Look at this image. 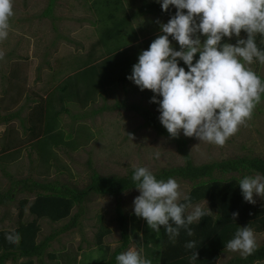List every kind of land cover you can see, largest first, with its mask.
<instances>
[{"label":"rangeland","instance_id":"rangeland-1","mask_svg":"<svg viewBox=\"0 0 264 264\" xmlns=\"http://www.w3.org/2000/svg\"><path fill=\"white\" fill-rule=\"evenodd\" d=\"M144 1L161 4L158 0H121V3L119 0L112 3L97 0L96 8L94 0H54L50 14L45 16L43 12L49 0H13L14 15L9 20L8 36L0 40V193L10 192L12 196V199L0 204V228L10 229L19 221L28 222L35 218L29 212L35 195L15 185L16 180L50 181L84 189L92 170L100 175H126L133 165L157 172L184 164L176 144L146 125L144 118L130 108L131 105H139L153 110L144 94L136 91V86L132 88L131 83L122 80L132 73V69H126L124 63L132 60V55L138 62L139 55L130 46L160 32V25L170 20L165 13H140L130 18L116 33V22L124 14L136 11ZM170 7L173 11L177 10L175 6ZM98 18L104 19V22L98 21ZM106 32L110 34L106 35ZM246 34L242 31L239 38L246 39ZM200 38L202 42L206 39L204 36ZM226 38L234 45L239 39L236 36L230 40ZM172 46L180 50L178 44L172 43ZM125 49L130 56L120 53ZM246 66L264 78V64L254 60ZM185 70H188L187 67ZM69 76L72 77L70 80ZM92 77L98 81L103 78L107 91L102 95L100 90L97 99L90 102L87 109L81 110L86 105L83 92L88 86L92 87L89 81ZM63 87L66 88L63 90ZM116 103L125 106L114 108ZM103 106H106L102 108L104 111L97 114L98 108ZM29 113H32L30 119ZM63 113L69 114L64 116ZM81 113L88 122L78 120ZM10 114L12 116L8 118ZM157 114L159 117L160 112ZM63 117L66 127L60 133H69L64 140L79 143L76 149L60 145L44 151L46 144L43 142L37 147L35 144L32 146L35 139L30 136L31 133H45L42 132L44 125L58 126L55 131L61 130ZM180 136L186 140L194 164L240 155L264 158V97H261L247 125L241 126L223 146L186 137L183 132ZM36 148H40L41 152ZM10 149V153H4ZM156 152L160 153L159 159L155 158ZM50 153L54 154L51 158ZM40 156L49 159L46 161ZM174 179L180 185L183 198L192 184L188 180ZM138 195L140 193L136 188L121 194L120 201L126 215L134 212L133 202ZM23 198L28 203L23 207L22 216L18 217ZM254 199L258 202L261 197L255 196ZM196 206L209 211L208 203L202 200L193 204L187 214ZM77 210V206L73 207L70 215ZM69 218L57 222L39 218L36 241L62 227ZM101 224L110 229L101 241L112 252L121 242L115 199L110 195L89 192L76 227L59 234L50 242L47 248L50 250L46 251L54 252L67 243L73 247L93 246L97 243L96 234ZM253 232L256 244H264V232ZM130 246L131 243L123 252ZM84 252V259L90 263L93 258L99 257L97 255L102 250L85 248ZM228 256L232 258L241 254L224 250L217 264H222ZM47 260L45 255L41 257V261ZM253 264H264V260Z\"/></svg>","mask_w":264,"mask_h":264},{"label":"clouds","instance_id":"clouds-1","mask_svg":"<svg viewBox=\"0 0 264 264\" xmlns=\"http://www.w3.org/2000/svg\"><path fill=\"white\" fill-rule=\"evenodd\" d=\"M162 10L177 9L167 23H162L161 35L138 57L128 79L143 90L154 93L151 101L159 104V120L173 139L183 132L201 142L225 145L241 126L251 120L264 95V81L246 65L254 60L264 64V51L255 42L257 34L264 36V0H158ZM185 10H187L185 12ZM14 15L13 0H0V40L6 39L10 17ZM247 38H239L241 32ZM201 36L206 37L202 42ZM236 36V44L222 43ZM169 37L180 46L175 50ZM199 54L198 60H195ZM182 60L187 69L181 67ZM195 60V63H194ZM162 97V99H159ZM130 135V134H129ZM132 139L134 137L130 135ZM159 159L160 153L156 152ZM132 180L140 195L134 199V214L143 218L150 230L159 232L163 226L175 243L181 229L193 235L190 227L201 221L207 212L184 196L181 203L180 185L174 178L158 180L147 167L133 165ZM245 202L255 204V196L264 198V176H245L239 181ZM238 212L232 214L236 220ZM11 244H18V233L8 234ZM257 244L251 227L237 229L225 250L239 252L244 258L252 255ZM195 249L196 241L185 244ZM198 252L191 259H197ZM117 264H151L135 249L116 257Z\"/></svg>","mask_w":264,"mask_h":264},{"label":"trees","instance_id":"trees-1","mask_svg":"<svg viewBox=\"0 0 264 264\" xmlns=\"http://www.w3.org/2000/svg\"><path fill=\"white\" fill-rule=\"evenodd\" d=\"M96 1L97 0H94L93 5L97 8L99 2L96 3ZM106 1L108 3L113 2V0ZM119 1L121 3V0ZM53 2L54 0H49L43 15L47 16L50 14ZM176 11H173L170 7L168 12H164L161 4L144 1L136 11H133L130 15L124 14V16L116 22V33L120 32L119 29L124 27L130 18H135L140 13H165L171 19ZM98 19V21L104 20L102 18ZM108 33L109 32H106V35H108ZM161 34L160 31L142 41L134 43L130 48L140 55L141 52L147 50L151 42ZM169 39L172 43L178 44L172 37H169ZM225 42H229L226 37L222 43ZM255 42L257 47L261 51H264V36L257 34ZM126 50L127 49L120 53L125 54V57L130 56V53H127ZM133 58L134 56L132 55V60L124 63L126 69H132L133 65L138 63ZM198 58L199 54H197L195 60H198ZM179 64L181 67H187L182 60L179 61ZM93 66L94 64L90 68H93ZM254 72L260 76L256 71ZM128 76L129 75L123 77L122 80L127 81L128 84L131 83L130 87L133 88L136 85L128 79ZM260 77L262 81H264V78L262 76ZM71 78L72 77L69 76L68 80ZM89 81L92 87L88 86L83 92L86 97V105L97 99L101 94L98 93L100 90L103 92L102 95L107 91L104 86L103 78L98 81L92 77ZM65 88L66 87H63V90ZM136 91H140L144 94L153 110L139 105H131L130 108L144 118L146 125L152 127L159 134L166 135L175 143L177 151L184 160L183 165L163 168L152 173L158 180L166 181L169 178L188 180L192 185L186 196L190 198L191 205L202 200L208 203L209 211L205 210L207 215H205L201 221L194 222L190 225L193 235L188 236L187 232L181 229L180 235L176 238L175 243H173L169 239L163 226L160 228L159 232H155L150 230L147 222L143 218L137 217L134 212L129 214V216L125 214L120 196L124 191L136 188L135 182L132 180L134 168L126 175H100L92 170L90 181L84 189H76L57 182L19 179L14 181V184L17 186L20 185L23 190L35 195L29 205V212L34 214L35 218L28 222L19 221L17 226L10 229L0 228V264L7 258L16 259L17 257L32 258L36 256L39 258V261H41V257L50 242L62 232L76 227L78 217L83 209L85 197L89 192L98 195H110L115 199V213L121 242L113 251L110 262L106 264H112V262L116 260L117 255L125 250L130 242H134L138 246L142 257L149 259L151 264H216L220 253L225 250L226 243L234 238L238 228L248 225L255 232H264V198H261V200L255 204L245 202L239 187V181L245 176H264V158L255 155H240L202 164H194L188 153L186 140L182 136L175 139L171 138L165 127L161 124L157 114L159 112V104L150 102L154 93L150 90L141 91L138 86H136ZM262 97H264V95H262ZM159 99H162V97H159ZM119 106L124 107L125 105L118 103L113 105L114 108ZM102 108L105 109L106 106L98 108V111L102 110ZM60 109L64 110L61 107ZM54 114H56V112H54ZM48 115L49 112L46 110V117H48ZM10 116H12V114L9 115V117ZM50 128L53 132H51ZM55 129H58V126L48 127L44 125L42 132L45 131V133H42L43 135L40 133H31L30 136L35 139L31 143L32 146L34 147V144L36 146L38 143L43 142L46 144V146L43 147L44 151L53 150L54 147L60 145L68 147L69 149H76L78 147L79 143L73 144L64 140V136L66 134L69 135V133H60L62 128L57 131H55ZM36 149L41 152L40 148ZM53 155V153H50V158ZM42 159L47 161L49 158ZM6 199H12L11 193H0V204H3ZM180 202L184 203L185 201L182 198ZM27 203L28 200L26 198L20 201L18 217L22 216L23 207ZM75 206L78 207V210L73 215H70ZM187 210L185 216L187 215ZM234 212L239 213L236 220L232 218ZM68 216H70V218L66 224L54 230L41 241H36V236L40 229L37 224L39 218H48L52 222H57ZM109 231L110 229L108 227L101 224L96 234V242L101 244L103 236ZM14 233L19 234L20 240L18 244H11L6 239L8 234ZM190 240L196 241L195 249L189 250L185 248L186 242ZM106 248L107 247H105V250L107 251ZM195 251L198 252V258L191 259L192 253ZM262 260H264V244L257 245L254 253L247 258H244L242 255L235 256L224 264H253L256 261ZM32 263V259H28L27 262H25V264Z\"/></svg>","mask_w":264,"mask_h":264},{"label":"crops","instance_id":"crops-1","mask_svg":"<svg viewBox=\"0 0 264 264\" xmlns=\"http://www.w3.org/2000/svg\"><path fill=\"white\" fill-rule=\"evenodd\" d=\"M88 104L86 106L82 107L81 110L87 109ZM102 111H104V110L102 109V110L97 111V114H100ZM31 114L32 113H29V116H28L29 119L31 118ZM66 114H69V113H66ZM66 114L63 113L64 116ZM82 114L83 113L78 114L79 115L78 120L79 121H87L88 122L89 120L83 118ZM7 116L9 118V115H7ZM42 116H43V114H42ZM64 119L65 118L63 117V121H64ZM61 123H62V120H61ZM65 124L66 123L64 121V123L62 125L63 127L61 126L62 130L66 127ZM43 129H44V126H43ZM40 134H42V133H40ZM11 151H12L11 149H10V151L5 150L4 153L7 154L8 152H11ZM130 243L132 244V246H130L129 249H135V250H137L139 252L138 246L134 242H130ZM105 247H107L106 248L107 251L105 250ZM47 248H49V246ZM47 248H46V250H47ZM85 248L90 249V250H99L100 249V250H102V253L98 254L97 256H99V257L93 258L90 261V263H89L87 259H84V258H86V255H85V252H84ZM46 250H45V252L43 254V256L45 255V257L48 259L46 262L45 261H39V258H37L35 256V257H32V258H28V257H17L16 259L7 258V259L4 260V262L2 264H13L15 262L17 264H25V262H27L28 259H32V261H33L32 264H37V263L38 264H40V263L41 264H106V263L110 262L111 257H112V253H113V251L115 249L111 252V250H109V247L106 244H104V243H101V244L96 243L93 246H88V247H81L80 245L73 247L71 245V243H67L65 246H63L61 248L58 247V249H56V251H54V252H47L50 249H48L47 251ZM221 253H220V255H221ZM229 259H230V257L228 256L223 261L222 264L226 263ZM219 260H220V258L217 259L216 264L218 263ZM112 264H117V261L116 260L113 261Z\"/></svg>","mask_w":264,"mask_h":264}]
</instances>
